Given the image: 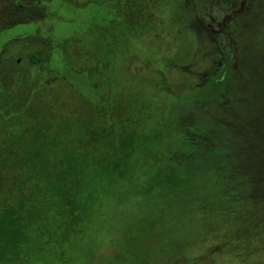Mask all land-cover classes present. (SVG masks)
<instances>
[{"label":"rangeland","instance_id":"rangeland-1","mask_svg":"<svg viewBox=\"0 0 264 264\" xmlns=\"http://www.w3.org/2000/svg\"><path fill=\"white\" fill-rule=\"evenodd\" d=\"M68 1L0 0V189L55 173L61 153L43 154L46 166L25 155L40 137L98 164L128 145L132 181L105 212L111 229L58 264H264V0H142L137 44L128 0ZM216 6L238 10L223 20ZM116 15L130 28L121 52ZM194 138L197 173L155 175V156Z\"/></svg>","mask_w":264,"mask_h":264},{"label":"trees","instance_id":"trees-1","mask_svg":"<svg viewBox=\"0 0 264 264\" xmlns=\"http://www.w3.org/2000/svg\"><path fill=\"white\" fill-rule=\"evenodd\" d=\"M223 121L217 123L216 127L222 131L228 128ZM195 123V120L191 122L192 132L197 129ZM224 137L220 132L216 138ZM44 138L47 140L40 144ZM22 141L23 138H18V147H21ZM63 143L58 137H40L37 142L29 144L32 146L25 154L27 157L38 158L36 161L40 162V166H46L42 160L45 159L43 154L61 153L53 175L26 174L21 177L23 182L14 186L11 193L6 194L2 191L3 188L0 189V264H45L47 254H51L58 264V260L66 259L65 255L68 253L80 254L82 239H93L98 228L104 226L106 230L111 229L112 220L103 224L105 212L110 203L118 199L119 193L123 196L126 186L132 181L130 165H126L127 158L132 157L130 151L126 150L128 145H124V148L113 145L111 149L116 154L102 158V162L98 164L84 153L63 151ZM194 145L195 138L192 142L178 146L176 153V149L171 148L170 151L168 147L164 151V159L159 154L154 157L158 163L155 166L157 168L152 171L155 175L163 171L164 179L167 180L173 174L186 176L184 172L197 173L202 164L194 165L198 163L194 156ZM218 145L217 157L220 154L224 157L226 145ZM5 148L2 147L7 154ZM179 150L183 158L176 156ZM172 152L175 153L174 156ZM16 154L25 157L19 151ZM166 156L171 157L169 162L165 160ZM163 160L164 167L161 166ZM28 186L31 187L30 193H23L22 190ZM61 196H65L66 200Z\"/></svg>","mask_w":264,"mask_h":264},{"label":"flooded vegetation","instance_id":"flooded-vegetation-1","mask_svg":"<svg viewBox=\"0 0 264 264\" xmlns=\"http://www.w3.org/2000/svg\"><path fill=\"white\" fill-rule=\"evenodd\" d=\"M64 1V0H63ZM67 2H69L68 0H66ZM87 1V4L88 5H96L94 2H92V1H90V0H86ZM212 2V1H211ZM214 2V1H213ZM128 3L130 4V10L129 9H127V8H124V10H126V12L128 13V20L126 21V25L127 26H129L130 27V23L131 22H133L134 24H133V27L132 28H136V26H138V29H137V31H138V35H139V38H137V37H135L136 36V34L133 32V30L131 31V34H132V36H133V33L135 34V36H133V37H135V39H134V42H135V44H137V43H139L137 40H141V32H142V24L140 23V21L138 20V17H140V18H142L141 16H137V13H138V11H137V7L138 6H143L145 3L142 1V0H128ZM215 3V2H214ZM66 5V4H65ZM101 5H103V4H101ZM101 5H97L98 7H100ZM113 6H115V4L113 5ZM215 8V11H217L220 15H219V17H221L223 20H225V19H227V18H229L230 16H231V14L232 13H234L235 11L234 10H238L237 9V7H235V8H229L228 10H221V6H216V7H214ZM129 10V11H128ZM148 12H149V10H148V8L146 7L144 10H143V14H144V18H145V20L147 21L148 20ZM119 13H120V11H119ZM120 19V16H117L116 15V17H115V19H114V25H113V28H112V32H113V38H114V41H112L113 43H114V47H116V51L117 52H121V50L123 49V46H122V44H123V41L121 42L120 40H119V38L120 37H122L123 38V36H126L127 34H128V46H129V44H130V41H129V33H130V28H126V31H125V29H123V25H122V23H124V21H121V20H119ZM103 35H107V33H104ZM133 37L131 38V39H133ZM111 39V38H110ZM117 39V40H116ZM137 39V40H136ZM111 42V41H110ZM109 42V43H110ZM143 45V44H142ZM136 46H138V45H136ZM139 46H141V44L139 45ZM138 46V47H139ZM145 47H146V44L144 45ZM136 54V53H135ZM145 55H146V53H144ZM117 57H115V59H117L118 60V57H120L121 58V60H122V56H121V54L120 53H117V55H116ZM136 58H137V56H136ZM115 61L116 63H118V64H121L122 62H121V60L120 61Z\"/></svg>","mask_w":264,"mask_h":264}]
</instances>
